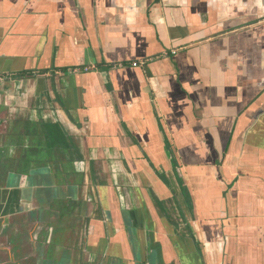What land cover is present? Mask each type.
Masks as SVG:
<instances>
[{
    "label": "crops",
    "instance_id": "0c3cea01",
    "mask_svg": "<svg viewBox=\"0 0 264 264\" xmlns=\"http://www.w3.org/2000/svg\"><path fill=\"white\" fill-rule=\"evenodd\" d=\"M12 217L36 264H264V0H0V264Z\"/></svg>",
    "mask_w": 264,
    "mask_h": 264
},
{
    "label": "flooded vegetation",
    "instance_id": "af4514ba",
    "mask_svg": "<svg viewBox=\"0 0 264 264\" xmlns=\"http://www.w3.org/2000/svg\"><path fill=\"white\" fill-rule=\"evenodd\" d=\"M14 170L15 171H19V172L24 173V174H26V173L29 174L28 167H8V170L5 172V174H7V173L9 174L10 172H14ZM78 203H79V201L76 198L74 199L73 197H70V199L67 201V204H66V206H68V208H67L65 214L58 212L57 218H58V221L60 222L59 225H60L61 228L65 224H68L67 226L74 224L75 217H73L72 215L75 212H78V211L80 212V208H79L80 206L78 205ZM76 208H77V211H76ZM40 212H42V213L41 214H37V212L33 213V214H35V216L32 219V223H36L37 221H39L38 218L41 215H43V213H44L43 210H40ZM12 215H10V216H12ZM14 215H16V214H14ZM29 222L31 223V221H29ZM61 223H62V226H61ZM6 224H7V221L6 222H1V226L6 225ZM20 224L21 223H19L17 220H15L14 217H12L9 220V223H8V225L6 227L9 231L12 232V234H10L9 238L15 236L14 235L15 231L21 233L22 236L25 237V238L21 242V244H19V246H20L19 248L16 247V246H13L9 242H7L4 246H2V249H3L2 254H3L4 259H5V261L2 260V263H5V264H24V263L31 264L32 263V259H30L29 257L33 253V247H34V244H35V238H34L35 237V235H34L35 232L30 233V231L33 228V226H30L29 229L26 230L24 228V225H22L23 227H20L21 226ZM55 238H56V235H55ZM42 242L44 243L43 247H46V252L49 255L48 247L45 246L48 241H46V242L42 241ZM36 246L39 247L40 243L39 242H38V244L36 243ZM8 247L11 248V251H8V249H6ZM49 250L51 251V247H50ZM37 252H38V250H37ZM6 258H7V260H6ZM80 261H81V259L79 258V262Z\"/></svg>",
    "mask_w": 264,
    "mask_h": 264
},
{
    "label": "trees",
    "instance_id": "16d2710c",
    "mask_svg": "<svg viewBox=\"0 0 264 264\" xmlns=\"http://www.w3.org/2000/svg\"><path fill=\"white\" fill-rule=\"evenodd\" d=\"M44 132L51 142L49 143L52 145L55 159L72 160L74 158L67 135L60 124H47Z\"/></svg>",
    "mask_w": 264,
    "mask_h": 264
},
{
    "label": "rangeland",
    "instance_id": "374dc122",
    "mask_svg": "<svg viewBox=\"0 0 264 264\" xmlns=\"http://www.w3.org/2000/svg\"><path fill=\"white\" fill-rule=\"evenodd\" d=\"M70 193H73V196H76L77 197V193H76V190L74 188H69L67 189L66 186H63V188H58L57 192L55 193V198H53L51 201L47 200L46 202L43 201L41 202L40 204L42 205V208L44 210H50V209H53L55 210V212H60V213H63L65 214L68 206H66V204H64L63 200H60V196L59 195H62V196H67L69 195ZM73 200V199H72ZM45 217H49V214L46 213L44 215ZM61 226H62V223H61ZM67 227V224L63 225L62 228H65ZM20 229V228H19ZM15 237H11L10 240H13L12 241V244L16 247H20L19 246V241L18 240H14Z\"/></svg>",
    "mask_w": 264,
    "mask_h": 264
},
{
    "label": "water",
    "instance_id": "95a60500",
    "mask_svg": "<svg viewBox=\"0 0 264 264\" xmlns=\"http://www.w3.org/2000/svg\"><path fill=\"white\" fill-rule=\"evenodd\" d=\"M63 202H64V204H66L67 203V199H64L63 200ZM55 212V211H54ZM46 222H48L47 220H46ZM54 225V226H56V227H54L55 228V230H57V229H60V226H59V224H60V222L58 221V218H54L53 220H50V222L48 223V226H50V225H52V224ZM46 226H47V224H46ZM46 226H44V227H46ZM24 227H26V228H29L30 227V225H24ZM38 229V231L40 232L42 229L38 226L35 230H37ZM35 232V231H34ZM15 238H14V240H18L19 241V244H21V242L24 240V238L25 237H23L22 236V234L21 233H17L15 236H14ZM12 241L13 240H10V238H9V240L7 241V242H9V243H11L12 244ZM13 245V244H12ZM14 246V245H13ZM53 248H51V250H52ZM59 251V250H58ZM61 254L62 253H60V252H57V250H53V254H51L52 256H51V260H54L53 262H51V264H56L55 262H56V260L55 259H60L59 257L61 256ZM85 264L82 260L79 262V259H78V255L77 256H75V259H74V262H72V264ZM24 264H28V263H24ZM31 264H36V262H32Z\"/></svg>",
    "mask_w": 264,
    "mask_h": 264
},
{
    "label": "built area",
    "instance_id": "2783aa9c",
    "mask_svg": "<svg viewBox=\"0 0 264 264\" xmlns=\"http://www.w3.org/2000/svg\"><path fill=\"white\" fill-rule=\"evenodd\" d=\"M173 53H174V51H173ZM133 65H137V63H133Z\"/></svg>",
    "mask_w": 264,
    "mask_h": 264
}]
</instances>
